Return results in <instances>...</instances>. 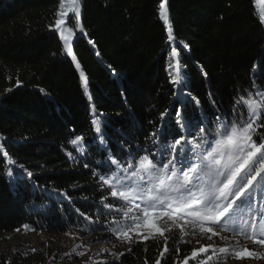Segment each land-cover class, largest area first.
Masks as SVG:
<instances>
[{
    "label": "trees",
    "instance_id": "obj_1",
    "mask_svg": "<svg viewBox=\"0 0 264 264\" xmlns=\"http://www.w3.org/2000/svg\"><path fill=\"white\" fill-rule=\"evenodd\" d=\"M58 2L0 0V144L17 162L0 158V237L24 225L63 233L82 223L81 213L105 219L101 197L119 205L93 172L109 175L102 171L109 157L156 152L149 134L162 123V112L178 106L181 92L170 83L171 48L180 52L183 91L200 101L199 107L190 99L185 105L195 119L227 115L232 101L252 90L253 65L264 72L256 0H167L176 38L171 44L158 17L161 0H82L83 33L74 28L71 44L75 60L49 28ZM256 84L264 85V78ZM172 130L178 131L174 122ZM76 136L84 137L79 151L70 144ZM165 238L169 251L161 257ZM187 243L180 232L142 239L118 260L96 264H173L176 255H187ZM0 264L38 262L29 252L10 250L0 253Z\"/></svg>",
    "mask_w": 264,
    "mask_h": 264
},
{
    "label": "snow or ice",
    "instance_id": "obj_2",
    "mask_svg": "<svg viewBox=\"0 0 264 264\" xmlns=\"http://www.w3.org/2000/svg\"><path fill=\"white\" fill-rule=\"evenodd\" d=\"M256 3L260 5L258 22L264 26V0H256ZM81 10L82 0H59L54 23L49 25L50 29L59 32L63 49L73 60L75 56L70 41L74 28L83 33ZM158 17L164 23L167 42H176L167 0L159 3ZM70 20L74 21L73 26H68ZM179 57V50L171 48L168 61L170 83L178 86L181 92L177 99L178 106H173L172 111L162 112V123L149 134L148 138L156 147V152L149 150L147 154L140 155L138 149L135 156L129 153L123 161L109 157L107 163L110 167L102 171L110 172V175L93 172L100 187L108 190L114 201L124 202L123 207L114 210L121 212L125 221H113L116 227L111 228V232L118 239L129 243L133 242V234L143 240L154 239L156 236H165V231L172 226L168 224L171 221L173 225H179L182 236L184 227L189 226L192 229L199 228L203 234H211L208 236L211 239L219 235L214 230L219 226L225 231L239 234L253 246L264 247V204L253 207L255 196L264 190V85L256 84V79L264 78V72H258L259 66L253 65L252 90H245L243 95L236 97L227 115L217 111L211 119L203 115L195 119L186 114L185 105L190 99L199 107L200 101L191 93L183 91L185 81ZM203 74L207 77V73ZM212 103L215 105L214 100ZM93 112L99 115L94 109ZM173 122L177 132L172 130ZM92 123L96 132L100 133V121L94 119ZM209 124L216 125L215 129L210 128ZM169 138L170 143L166 142ZM100 142L104 143L102 137ZM83 143L82 136L70 141L77 151ZM0 158L6 161V165L17 164L3 144H0ZM18 167L27 177L33 176L24 165ZM84 167L88 168L89 165L85 164ZM7 175H13L11 168L7 169ZM254 188L257 193L253 192ZM107 200V197H101V203L111 212L113 204ZM238 207L242 209L240 213L236 212ZM244 208L247 209V218L244 217ZM81 215L89 219L85 213ZM231 217L235 218L229 228L227 222ZM163 218H167L164 220L166 226L160 227L158 224ZM23 227L28 228L27 225ZM209 247L193 250L191 258H197L198 253H208ZM168 251L165 238L161 257ZM217 251L219 254H228L233 250L220 247L214 249V252ZM233 254L236 259H264V255L249 251L247 247L233 251ZM188 259L185 257L184 264H188ZM211 259L209 256L208 260ZM156 264H160L159 259Z\"/></svg>",
    "mask_w": 264,
    "mask_h": 264
},
{
    "label": "rangeland",
    "instance_id": "obj_3",
    "mask_svg": "<svg viewBox=\"0 0 264 264\" xmlns=\"http://www.w3.org/2000/svg\"><path fill=\"white\" fill-rule=\"evenodd\" d=\"M73 39L74 34L70 41L71 44ZM96 120H99L98 117H96ZM215 127L216 125L210 128L214 130ZM20 177H24V175L20 173ZM47 192L52 196L62 197L60 192L50 189ZM253 192L257 193V189L254 188ZM118 203L119 205L114 206L111 212L108 208L106 209L105 219L100 217L97 219L84 218L80 225H75L63 233L36 232L29 228L5 233L0 237V253L10 250L29 252L38 264H96L107 260H118L119 254L128 250L136 241L142 240L136 238L135 234H133V242L129 243L118 239L111 232V228L116 227L113 221H125L123 214L114 210L116 207H123L124 202L118 201ZM261 204H264V190H261L255 196L253 207L258 208ZM123 210L127 211V208ZM241 211L242 209L239 207L236 209L237 213ZM243 213L244 217L247 218L246 208L243 209ZM234 218H229L227 222L229 228L232 227ZM166 219L163 218L158 226L165 227L164 220ZM168 224L172 226L165 231V236L176 232L181 233V228L178 224L173 225L171 221H168ZM214 230L219 235L209 239L208 236L211 234H203L199 231V228L184 227L183 232L188 241L185 246V249L189 251L185 256L189 257L188 264H264V259H236L233 254V251L243 250L247 247L249 251H256L264 255V247L253 246L250 242L244 241L239 234L230 230L225 231L219 226L215 227ZM144 231L146 234V230ZM221 237H227V239H221ZM77 245L80 246L77 247ZM202 246H211L208 253H198L197 258H191L193 250H198ZM220 247H227L233 251L228 254H219L218 251L214 252V249L218 250ZM79 253H83V255ZM209 256L212 257L211 260H208ZM185 257L181 258L176 255L173 264H184Z\"/></svg>",
    "mask_w": 264,
    "mask_h": 264
}]
</instances>
